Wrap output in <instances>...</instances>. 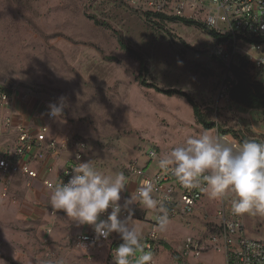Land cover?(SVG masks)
Here are the masks:
<instances>
[{"label":"rangeland","instance_id":"rangeland-1","mask_svg":"<svg viewBox=\"0 0 264 264\" xmlns=\"http://www.w3.org/2000/svg\"><path fill=\"white\" fill-rule=\"evenodd\" d=\"M145 9L132 6L130 0H0V86L33 108L47 109L64 97L63 118L53 120L54 134L83 140L86 162L104 174L125 173L137 160L147 175H153L161 153L182 144L187 135L204 131L224 135L221 140L229 145L240 139L264 142L263 112L219 96L224 74L213 39L178 22H166L161 29L145 18ZM188 13L183 17L201 19L198 13ZM140 59L147 67V83L190 93L218 129H203L183 97L141 85ZM260 79L264 80V69ZM151 150L158 156L150 161ZM17 193L8 195L13 203L20 198ZM211 200L207 212L198 208L184 221L168 220L155 242L153 264L191 263L179 252L187 238L202 240L218 223V199ZM148 218L154 219L153 210ZM241 218L245 235L264 241V215L246 213ZM129 225L139 232L144 225L150 231L149 222L130 219ZM71 232L73 237L75 231ZM50 243L57 249L61 239ZM110 244L108 240L84 250L76 247L73 253L80 264H105L109 258L112 263ZM224 256V251L210 249L197 261L224 264Z\"/></svg>","mask_w":264,"mask_h":264},{"label":"built area","instance_id":"built-area-1","mask_svg":"<svg viewBox=\"0 0 264 264\" xmlns=\"http://www.w3.org/2000/svg\"><path fill=\"white\" fill-rule=\"evenodd\" d=\"M130 3L136 7H147L145 10L162 11L182 17L186 15V11L189 12L187 15L190 17L198 13L207 26L219 35H227L224 40L214 41L215 52L217 50L214 54L222 63L224 74L219 96L228 99V91L237 82L232 67L249 74L250 81H261L260 74L264 69V0H130ZM253 51L258 55L253 57L251 55ZM226 75L229 80L225 84L223 82ZM10 98L5 87L0 86V137L6 134L13 135L11 144L0 147V178L14 176L28 180L40 178L42 185L51 195L54 186L60 180L67 182L72 168L81 162H86V143L67 135L50 136L49 132L52 128L47 123L28 126L22 122H14L11 116L1 113L2 107L10 101ZM46 118L54 119L49 112ZM220 137L226 139L224 135ZM239 145L240 143L236 141L231 144V146ZM62 154L68 156L65 163L53 180L48 179L47 175L53 172L54 163ZM148 156L151 161L158 154L151 150ZM66 172L68 175L65 174ZM124 174L129 178V183H135V188L140 180H151L154 185L153 197L162 200L163 203V211L160 208L153 209L154 219L150 222V231L141 239L145 252L152 253L154 243L159 239L160 230H155L158 228L159 216L166 213L168 220L181 218L184 221L189 214L202 206L203 197L207 192L202 190L206 188L203 183L199 188L185 189L170 171L160 167L153 175H147L137 160L129 163ZM5 197L4 190L2 198ZM217 199L215 218L218 223L210 228L207 236L202 240L193 241L187 238L181 256L198 257L202 251L213 249L224 251L225 264H264V241L244 234L241 215H234L231 210V195ZM137 206L141 205L137 204L134 207ZM57 211L53 209L50 213L55 214ZM125 215L127 213H123L121 218ZM106 216L107 213L101 218ZM111 237L112 234L108 240L113 242ZM72 239L75 246L81 249L108 241L95 240L93 230L76 234Z\"/></svg>","mask_w":264,"mask_h":264},{"label":"clouds","instance_id":"clouds-1","mask_svg":"<svg viewBox=\"0 0 264 264\" xmlns=\"http://www.w3.org/2000/svg\"><path fill=\"white\" fill-rule=\"evenodd\" d=\"M64 101L60 97L57 103L49 105L52 118L62 120ZM158 165L170 171L185 189L199 188L203 183L206 188L202 190L214 199L230 192L234 215H264V142L248 139L239 146H231L204 131L187 135L182 144L161 153ZM129 182L122 171L104 174L90 160L81 162L71 169L67 182L60 180L54 186L50 205L63 211L77 226H91L95 240H108L112 233L118 234L121 243L113 252L112 264H149L152 253L144 251L142 234L129 225V220L137 204L163 211V203L153 197L154 185L149 179L140 180L121 203V194ZM105 213L106 218H101ZM123 213L127 215L121 218ZM167 223L165 213L158 217L155 230H163ZM0 264L5 262L0 260Z\"/></svg>","mask_w":264,"mask_h":264},{"label":"crops","instance_id":"crops-1","mask_svg":"<svg viewBox=\"0 0 264 264\" xmlns=\"http://www.w3.org/2000/svg\"><path fill=\"white\" fill-rule=\"evenodd\" d=\"M19 97V95L12 94L10 101L2 107L1 113L11 116L14 122H22L28 126L47 123L52 128L49 135H54V119L49 120L46 118L50 109H45L46 107L44 108L42 105H36L35 108L27 106ZM12 136L11 134H6L0 137V147L11 144L13 141ZM67 157L66 154L59 156L54 163L53 172L47 175L48 179L53 180L55 178L56 173L63 166ZM40 180V178L28 180L18 176L0 178V200H11L8 195L9 197L13 196L17 190L19 192L17 194L20 197L14 203L12 200L11 202L5 201L6 203L0 201L2 204L0 206V260H3L5 264H80L81 260L73 253V249L76 250L77 246L73 243L72 238L76 234L92 231V227L88 225L77 226L75 222H72L71 218L66 217L63 211L51 214L50 211L53 208L50 205V193ZM134 188V182L128 183L125 192L121 194V203L124 197L133 193ZM4 190L6 197L1 199V193ZM212 203L214 202L208 192H206L202 200V206L199 207L198 211L204 210L207 212ZM148 211L149 209L141 206L134 207L131 219H138L142 223L149 222L150 227ZM73 231H75L73 237L69 236L70 232L73 233ZM148 231L143 225L140 230L142 237L147 235ZM111 238L113 242L120 240L116 238L115 233H112ZM52 239H61V245L57 249H52L48 246L49 240L52 243ZM67 239L71 242L70 245H67ZM110 249L115 250V248ZM155 250L156 246L154 243V251L152 252L155 253ZM180 255L181 253L179 252V257L187 262L190 260V264H201L199 263L200 261H197L198 257L192 256L190 259V257L183 258ZM152 262L151 260L149 264H153ZM108 263H110V258L109 260L106 259L105 264Z\"/></svg>","mask_w":264,"mask_h":264},{"label":"trees","instance_id":"trees-1","mask_svg":"<svg viewBox=\"0 0 264 264\" xmlns=\"http://www.w3.org/2000/svg\"><path fill=\"white\" fill-rule=\"evenodd\" d=\"M143 15L145 16L146 19L150 20L155 26L161 29L163 28V25L166 22H171V23L178 22V23H182L187 26L197 27L203 33L211 37L213 41L215 42L224 40L227 38V35H219L214 29L207 26L206 23L203 22V20L201 19L195 20L192 18H185L182 16L170 15L162 11L153 12L150 10L143 11ZM250 39L252 40L254 38H250ZM121 44L123 45V43ZM147 72L148 71L145 65V61L140 59L138 77H139V82L141 85L152 87L154 88L155 91L168 95V96L176 95V96L183 97L186 100V102L190 105L196 122L200 124L203 127V129L210 130V129L217 127V125L213 121H210L208 119V115L205 114L201 110L200 105L190 95V93L179 90V89H175V88L161 89L152 83H147L144 78ZM232 72L234 73L237 82L234 83L232 88L228 91V97H227L228 100H231L232 102L239 104L240 106H243L246 109L261 110L264 114V80L250 81L249 74L244 73L242 70L236 69L234 67H232ZM228 80H229V77L228 75H226L223 83L226 84ZM6 91L9 94L10 91L7 89ZM223 133L227 134L228 132H223ZM244 141L245 139L244 140L240 139L239 143L241 144ZM119 243H121L120 240L117 242L116 241L112 242L111 248H116Z\"/></svg>","mask_w":264,"mask_h":264}]
</instances>
